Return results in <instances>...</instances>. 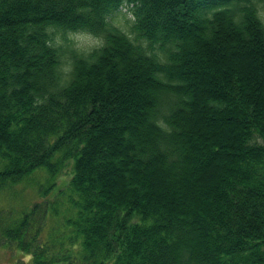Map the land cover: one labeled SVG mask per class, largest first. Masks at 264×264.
Listing matches in <instances>:
<instances>
[{"label": "trees", "instance_id": "trees-1", "mask_svg": "<svg viewBox=\"0 0 264 264\" xmlns=\"http://www.w3.org/2000/svg\"><path fill=\"white\" fill-rule=\"evenodd\" d=\"M123 5L127 31L111 20ZM262 12L264 0H0V197L43 177L38 201L0 204V243L22 264H264ZM78 31L101 42L77 47ZM200 107L231 125L229 145L188 130ZM217 161L189 204L138 179L193 186Z\"/></svg>", "mask_w": 264, "mask_h": 264}, {"label": "rangeland", "instance_id": "rangeland-1", "mask_svg": "<svg viewBox=\"0 0 264 264\" xmlns=\"http://www.w3.org/2000/svg\"><path fill=\"white\" fill-rule=\"evenodd\" d=\"M262 15L264 20V12H262ZM111 20L114 24L127 31L132 23L133 15L129 7L127 5H123L118 11H115L112 14ZM70 35L73 37L75 45L83 49H90L101 42V38L99 36H95L87 32L78 31L73 32ZM239 61L235 60V62ZM136 89L142 99L143 97H145L144 100L147 99L149 95V88L147 85H144L143 82L138 83ZM202 96L203 94L199 93V102H201ZM221 119L222 118H220V116H217L215 119H211V116L205 112L203 107H200V111H198L194 118L189 121L188 130L191 131L193 135L199 134L201 136H211L210 138H213L215 141L229 145L233 129L229 123ZM137 126L138 129L136 132H138V135L146 138V132L142 129L143 125L141 122H139ZM120 158L123 159L122 157ZM224 163L225 162L217 161L214 168H212L206 175V180L204 179L201 181L196 173H190L188 175L190 179L197 181L193 186L188 183H177L176 178L170 174V172L163 170L156 171L153 174L139 175L138 179L143 184V188L153 194L167 195L174 201L177 200L178 202L180 201L184 204H189L193 199L201 196L204 190V182L210 183L213 177H215V174L223 169L219 166L226 165ZM125 169L126 171H132L137 169V167L133 161H131ZM67 175L68 170L61 175L62 179L59 178L58 183L69 177V175ZM113 179L117 180V174L113 175ZM42 181L43 177L35 175L33 180L31 179L21 185H17L14 189L7 191V193L2 195L0 197V204L15 213L30 206L32 202L40 199L34 184ZM29 258L30 256L20 254L12 247L9 248L0 243V264H22L24 260L28 261Z\"/></svg>", "mask_w": 264, "mask_h": 264}]
</instances>
